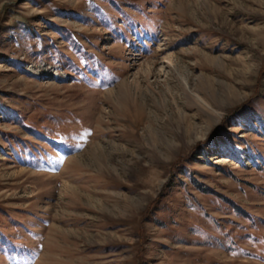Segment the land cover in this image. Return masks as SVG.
<instances>
[{
	"label": "rangeland",
	"instance_id": "obj_1",
	"mask_svg": "<svg viewBox=\"0 0 264 264\" xmlns=\"http://www.w3.org/2000/svg\"><path fill=\"white\" fill-rule=\"evenodd\" d=\"M0 264H264V0H0Z\"/></svg>",
	"mask_w": 264,
	"mask_h": 264
}]
</instances>
